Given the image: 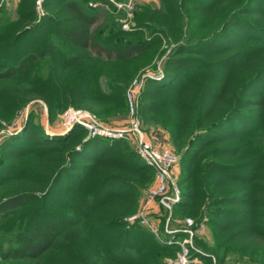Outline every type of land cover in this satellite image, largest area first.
<instances>
[{
	"label": "trees",
	"instance_id": "trees-1",
	"mask_svg": "<svg viewBox=\"0 0 264 264\" xmlns=\"http://www.w3.org/2000/svg\"><path fill=\"white\" fill-rule=\"evenodd\" d=\"M44 1L47 13L38 18L35 0H21L18 23H31L14 30L11 42H0V81L21 76L29 64L48 58L49 63L55 64V72L61 66L73 73L83 74L65 93L66 104L63 103L59 110L67 104L77 107L82 103V97H90L98 103L121 105V110L116 108V113H123L127 110V82L108 78L103 73L91 79V75L98 74L94 65L102 55L116 57L117 62H127L150 52L153 40L143 38L141 30H123L118 21L115 24L117 27L106 36H102L104 29L94 32L93 28L100 17L99 10L109 7L105 0ZM258 1L199 2L198 8L206 6V2L209 5L207 10L226 16L223 27L211 38L199 41L195 49L187 44L179 46L165 63L164 79L147 83L142 93L144 99L152 96L155 88L172 94L168 104L172 103L178 108V118L159 114L163 107L161 105L166 104L150 100L142 103L140 116L147 119L152 114V120L168 130L173 147L181 155V199L174 206L175 214H182L186 210V215L193 216L198 224H202L206 218V224L219 236L217 244L212 247L199 243L206 254L204 251H194L193 256L203 259L212 257L218 264H225L222 249L224 246V250L228 249V241L235 237L249 255L252 251L253 257L250 259H253V263L264 264V46L256 44V52L229 55L216 60L215 64L201 60L199 56L205 55L203 49L208 43L219 45L226 39L233 43L241 33L250 36L251 41L264 43L261 39L264 37V26L259 27L250 19H244L249 25L240 21L243 7L249 8V14L262 11L264 17V6L261 7L264 0H261V4H257ZM98 2L101 5H96ZM181 2L169 0L166 13L160 12L161 15L149 8L145 10L159 17L167 15L169 32L181 38L189 24ZM238 2H241V7ZM93 5L100 7L93 8ZM54 8H59V18L50 14L49 9ZM112 9L118 11L116 5H112ZM113 15L114 12L109 15V25H113ZM137 21L138 27L152 29L151 33L156 31L155 27L148 25L149 21ZM161 32L166 34L165 30ZM28 36L34 37L27 54L18 58L13 51ZM221 50L229 51L232 48ZM238 55L242 56V65L250 66L248 72L239 74L240 79L246 80L231 85L230 77L235 73L233 69L220 76L221 73H215L211 67L225 68L238 59ZM191 62L201 64L203 70L188 79L181 72ZM251 93L257 97L249 98ZM49 111L53 116L52 106ZM236 122L246 126L239 124L232 128ZM237 130L239 133L235 134ZM226 134L240 142L239 149L229 151L233 159L227 157L225 162L219 161L218 156L227 155V152L219 153L221 147H216L214 153H218L201 165L202 154L210 153L213 150L211 146L223 141ZM86 136L87 131L83 127L75 126L65 136L50 138L42 128L29 122L24 131L8 139L1 148V183L17 177L22 181L36 175V170L29 171L9 162L7 152L10 150L11 157H31L36 166L44 170L38 169L37 177H41V180H33L36 182L34 185L0 201V222L9 220L36 200L41 199V204L45 206L64 176L80 183L75 190L72 182L66 187L70 194L71 213L57 217L50 224L42 218L43 214L40 218L35 212V216L17 235V246L0 250L2 262L44 264L53 256L61 261L59 264H166L163 257L174 256L175 247L161 244L141 226L126 228L120 219L119 212L131 211L130 207L133 209L137 204L140 179L154 176L152 169L124 141ZM254 137L258 138V142H254ZM15 142L27 148L18 147L17 151L14 149ZM78 145L79 150L76 149ZM231 181L240 182L241 186L232 188ZM238 225L240 227H235ZM85 237L88 238L86 251H80L82 247L78 250L75 246H79Z\"/></svg>",
	"mask_w": 264,
	"mask_h": 264
},
{
	"label": "rangeland",
	"instance_id": "rangeland-1",
	"mask_svg": "<svg viewBox=\"0 0 264 264\" xmlns=\"http://www.w3.org/2000/svg\"><path fill=\"white\" fill-rule=\"evenodd\" d=\"M108 2L109 7L105 8L103 7V10H99L100 17L97 20L96 25L93 28V31L96 32L100 29H104L102 32V36H106L109 33H112V30L117 27L115 24H117V21L122 25V29L125 31H136L141 30L142 37L147 39L153 40V45L151 46L152 49L150 52H147L145 54H142L138 57H135L127 62H117L115 59L116 57L107 58L105 55L99 56L100 58H103L100 60V58L97 59V62L94 65V69L98 74L91 75V79L96 76H100V74H104L108 78H119L123 79L124 82H127V91L128 89L135 83L139 82L142 85L141 93L138 96V115L139 119L142 123L143 130L150 134L151 132H154L156 130H163L165 131L169 137L170 134L168 130H166L164 127L161 126V124L157 123L156 121L152 120V114L148 115L147 119L140 116V107L142 106V103L144 101H157L161 104V111L159 114L163 115L164 117L168 118H178V108L172 106L170 103V98H172L171 93H163L162 90L156 89L152 96H145L147 98H143V91L147 85V83L153 81V82H161L165 77V63L168 58L172 56L174 51L178 49L181 45H191L194 47V49L198 46L199 41H205L209 38H211L213 35L217 34L223 27L226 19V16H221L219 13H214L207 10L209 8V5L205 2L204 5L201 8H198V3L203 1H209V0H182L181 7L183 8V12H185V17L187 22H189L188 28H185L184 34L180 36H173L170 32V26H168V22H166L167 15L164 16H157V14L151 15V11L145 10L146 8L152 9L154 12H157L160 14V12L166 13V5L169 0H147L148 2H145V0H119L120 3L125 4L129 1L132 3L133 9L131 11H128L125 8H118V11H115L112 9V5H116L113 2L109 0H105ZM240 1V0H237ZM245 0H241V2H244ZM21 0H0V42L3 43V40H7L11 42V39L13 37V32L18 30V27L20 25H26L29 26L31 22H19L18 18L20 12L18 11L20 6ZM38 0H35V8L37 11L38 18H41L47 13V10L44 7V0L42 2V9H38L37 5ZM241 2H238V6L241 7ZM104 3V2H103ZM110 3V4H109ZM119 3V4H120ZM261 0L257 2V4H261ZM100 4L99 2L96 4ZM253 4V2H252ZM93 5V8H96L97 6ZM101 5V4H100ZM100 5L97 7L99 8ZM256 5V4H255ZM117 6V5H116ZM264 6V3H262V6ZM206 7V8H204ZM218 7V6H217ZM59 8L49 9L51 15H56L57 18L61 16V13L58 12ZM218 10V9H217ZM249 8L243 7L241 9L240 13V21L246 23L249 25L248 22H245L244 19H247L250 21H253L254 23L259 24V27L264 26V17L262 15V11L258 12V14H249L248 13ZM193 11V12H192ZM115 13V18L113 19V25L110 24L109 15L110 13ZM261 13V14H259ZM161 15V14H160ZM163 17V18H162ZM111 18V17H110ZM137 20H146L149 21L148 25H151L155 27V32H150L152 29H147L146 27H138V21ZM24 23V24H23ZM167 25V26H166ZM15 30V31H14ZM165 30L166 34H163L161 31ZM168 31V33H167ZM162 33V34H161ZM241 36V37H240ZM236 40V42L230 43L228 39L224 40L222 44L219 45H210L213 42H210L206 45V49H203L205 51V55L199 56V59L204 61H212L215 64L216 60L225 59L229 55H244L247 52H256L258 49H255L256 44L263 47L264 43L262 41L256 42L251 41V37H246L243 33H241ZM34 36H28L21 40L18 47L13 51L14 55H16L18 58H23L27 53L26 51L30 47V43L32 41V38ZM158 39V40H157ZM264 41V37L261 38ZM152 40L150 41L152 43ZM6 43V42H5ZM225 44H227L229 47H227ZM236 44H239L236 46ZM250 48L251 46H253ZM236 48H233L235 47ZM243 47L250 48L249 50L244 49ZM230 49L223 51L220 49ZM14 49V48H13ZM252 50V51H251ZM203 51V52H204ZM221 52V53H219ZM238 55V59L233 61L231 64L229 63L227 67L225 68H218V67H211V69H215V73H221L220 76H224L225 73L228 72V69H233L235 71L234 75H231V85L233 83H238V81L242 82L245 81V79H240L239 74L248 72V67L250 65L245 64L242 65V56ZM194 57V56H191ZM195 58H193L194 60ZM217 63V62H216ZM51 65L49 68L48 65ZM54 64V63H53ZM55 66V64H54ZM52 65V63H49V59H43L39 61H35L33 64H29L27 67L26 72L21 75L17 76L13 79L0 81V154H1V148L4 146V144L8 141V139L18 136L19 133L24 131V129L27 127L29 122L31 124L38 125L40 128L44 130L46 135H48L50 138L55 136H65L68 132L63 133L62 127H61V118L63 113L69 109V108H76V109H82L90 112L94 118L96 119L97 123L100 125H108L114 128H118L115 121H117L119 118H125V125L127 123V118L129 116V107L127 103V110H125L123 113H116L117 109L119 111L121 110V105L117 104H102L95 102L90 97H82L81 98V104L76 105H65V93L68 92V89L70 87H73L75 85V81L78 78H82L83 74L79 72H72V70H68L66 68L61 67L60 69H56L57 72H55V67ZM57 66V65H56ZM201 64H198L196 62H191L189 66L186 67V69H183L181 72V75L188 77L190 79L195 74L201 72L203 68L201 67ZM163 73V76L161 77V80H155L151 79L149 77L156 76L159 73ZM87 78V76H86ZM75 79V80H74ZM121 80V81H123ZM75 82V83H74ZM264 85V82H263ZM176 88V86H175ZM174 89V88H173ZM126 91V93H127ZM249 98H255L257 95L255 93H251L248 95ZM229 99V98H228ZM127 100V99H126ZM159 100V101H158ZM225 99H223L224 101ZM186 101V100H185ZM65 103L64 108L59 110V107ZM159 103V104H160ZM54 108V114L53 116L50 115L49 108ZM195 107V105H194ZM117 108V109H116ZM116 109V110H115ZM123 111V110H122ZM116 113V114H115ZM107 116V117H105ZM237 124H234L232 128H236L239 124L246 126L244 123L236 122ZM120 127V126H119ZM123 127V126H121ZM57 129V130H56ZM239 133V130L235 132ZM89 136V133L87 132V136ZM233 137V136H232ZM226 134V138L223 141H219L218 143H215L210 153H206L205 155L202 154L201 158V165L204 164L207 159L210 160L213 155L218 153H214V148L221 147L219 153H226L221 156H218L219 161L225 162L229 157V151L231 149H239L240 142L235 137L232 138ZM254 142L258 138L254 137ZM253 141H251L252 143ZM24 144L15 142L14 149L18 151V147L20 149L24 148ZM163 146V145H159ZM165 147L171 149L174 151L178 157H179V165L175 169V176L176 180L179 186V189L181 190V187L179 185V182L181 180V177L183 176L182 172V166H181V155L176 151V149L173 147L171 143V139L169 138L168 143H165ZM210 147V148H211ZM27 148V147H25ZM76 149H80L79 145L76 147ZM28 150V149H27ZM131 150L134 151V149L131 147ZM12 150L8 151L9 156V162L15 163L16 165H19L20 168H27L29 171L36 170V175L30 176L28 179L25 180H18V177L16 179H11L6 182H0V201L3 200L5 197L9 195H13L20 190L31 187L32 184L34 185L36 182H32L33 180H41V177H37V171L39 166H36V162L33 158H29L28 156H25L23 158L18 157H11L10 152ZM135 152V151H134ZM238 156H236L237 158ZM235 158V159H236ZM1 161V156H0ZM182 175V176H181ZM69 179V180H67ZM63 181H61L52 196L46 201V205L41 204V199L36 200L32 205H29L26 207L25 210L15 214L12 216L9 220L5 222H0V250L8 249L9 247L17 246L16 237L19 233H21L24 228L25 224L30 220L33 215L35 216V212L37 215L41 218V214H43L44 217H42L47 223H54L56 221L57 217H61L64 215H69L70 212V194L66 191V187L68 183L72 182L74 183L73 188L75 190L76 186L79 185V181L73 179V178H65V176L62 178ZM1 181V180H0ZM141 184L140 186V194L139 198L137 200V204L133 202L132 204L135 205L133 209L130 207L131 211H124L119 212L120 213V219H122V222L125 223L126 228L134 225L141 226L145 228L146 230L150 231L145 226H142L139 221L138 223H132L129 220L132 217L137 216L138 218H141V214L143 211V208L146 206L147 203V194L149 190L153 187L155 183L154 176L147 178L146 180L140 179ZM240 182H233L231 181V187L237 188L240 187ZM44 192V191H43ZM131 204V205H132ZM36 210V211H35ZM184 211V210H183ZM186 211V210H185ZM184 213H176L174 212V207L172 212L170 210H167L164 208L160 203L156 202L150 205L149 211L147 214V219L155 226L157 234L150 231L155 238L163 245H169L173 246L176 249L174 250V256L169 255L163 257V261L166 264H169L170 261H175L178 258L179 253H181V247L178 244H173L172 242L169 244L168 239L169 237L166 234V228L168 227L170 230H182L184 229L185 224L188 220H192L193 222V237L189 239L188 234L180 233L178 234L177 241L182 242L186 239L192 241L193 250L191 251V259L192 263L190 264H196L193 262L195 260L196 262H200L202 264H218L217 260L215 258L211 259H203L201 257H194V251H204L200 246L199 243L207 246L212 247L214 244H217V238L219 236L215 231H213L208 224H206V218L204 221L200 222V224L197 223L196 219L191 215H186V212ZM116 214V213H115ZM207 217V216H205ZM197 223V224H196ZM197 225V227H196ZM235 227H240L235 226ZM88 240L87 237H85L82 240V243L79 244V246H75L80 249V251H86V244L85 242ZM230 240V239H229ZM224 241V240H223ZM222 241V242H223ZM227 242V241H226ZM227 247V246H226ZM225 246L222 249V252L224 253V263L225 264H255L250 259L252 256L249 255V252H247V249H243L237 242V238L235 237L233 240L228 241V249L224 250ZM74 251V249H72ZM204 251L203 253H205ZM49 260H46L44 264H59V260L55 259V257L50 256L48 258ZM0 264H25L22 261H12V262H2L0 260Z\"/></svg>",
	"mask_w": 264,
	"mask_h": 264
},
{
	"label": "built area",
	"instance_id": "built-area-1",
	"mask_svg": "<svg viewBox=\"0 0 264 264\" xmlns=\"http://www.w3.org/2000/svg\"><path fill=\"white\" fill-rule=\"evenodd\" d=\"M117 5L118 8H125L128 11L133 9L132 1L122 4L119 0H109ZM43 0H38V9H42ZM120 3V4H119ZM163 73L149 77L155 80H161ZM142 85L135 82L127 91L126 99L129 107V116L127 123L123 127H111L108 125H100L94 116L82 109L69 108L61 118V127L63 133L68 132L75 126L83 127L92 138H104L110 140H121L132 147L138 157L154 172L155 183L147 194V203L143 208L141 218L132 217L129 221L139 223L145 226L153 233L157 234L155 226L147 219L149 207L153 203H160L164 208L172 212L173 207L181 199V190L179 189L175 169L179 165L178 155L171 149L155 144L148 138L147 133L142 128V123L138 115V96L141 93ZM188 234L189 239L193 237V222L188 220L182 230H170L166 228V234L169 237L167 243L178 244L181 247V253L175 261L169 264H190L192 263L191 251L193 250L192 241H177L178 234ZM196 264H202L196 262Z\"/></svg>",
	"mask_w": 264,
	"mask_h": 264
},
{
	"label": "crops",
	"instance_id": "crops-1",
	"mask_svg": "<svg viewBox=\"0 0 264 264\" xmlns=\"http://www.w3.org/2000/svg\"><path fill=\"white\" fill-rule=\"evenodd\" d=\"M145 2L148 1L145 0ZM125 120V118H119L117 121H115V123L118 127H121L125 125ZM147 135L148 138L151 139L157 145H165V143H168L170 138L169 135L163 130H156L154 132H151L150 134L147 133Z\"/></svg>",
	"mask_w": 264,
	"mask_h": 264
}]
</instances>
